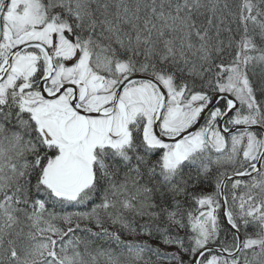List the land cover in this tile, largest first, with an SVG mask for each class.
<instances>
[{"label":"snow or ice","instance_id":"1","mask_svg":"<svg viewBox=\"0 0 264 264\" xmlns=\"http://www.w3.org/2000/svg\"><path fill=\"white\" fill-rule=\"evenodd\" d=\"M164 261L264 264V0H0V264Z\"/></svg>","mask_w":264,"mask_h":264},{"label":"trees","instance_id":"2","mask_svg":"<svg viewBox=\"0 0 264 264\" xmlns=\"http://www.w3.org/2000/svg\"><path fill=\"white\" fill-rule=\"evenodd\" d=\"M141 239H147V237H141ZM153 246H156V241H149ZM161 251H175L174 248H166L164 245H160ZM185 259H187V257H185ZM163 264H167V261H164Z\"/></svg>","mask_w":264,"mask_h":264}]
</instances>
